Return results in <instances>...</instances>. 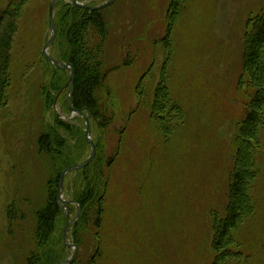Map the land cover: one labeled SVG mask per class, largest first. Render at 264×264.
Here are the masks:
<instances>
[{
    "label": "rangeland",
    "instance_id": "rangeland-1",
    "mask_svg": "<svg viewBox=\"0 0 264 264\" xmlns=\"http://www.w3.org/2000/svg\"><path fill=\"white\" fill-rule=\"evenodd\" d=\"M51 1L25 0L24 15L16 20L11 85L0 109V264H28L37 250L36 213L46 205L58 169L56 155L39 149L45 130L70 125L75 131L66 138L80 161L91 156L85 120L66 101L71 72L59 71L42 54L52 37ZM171 2L117 0L101 10L108 37L104 79L95 95L100 121H90V137L107 176L103 220L99 228L91 210L78 223L83 210L67 206L57 232L60 262L74 253L71 264L216 262V220L227 214L236 138L254 94L244 70L245 39L264 0H182L168 31ZM11 3L23 2L0 0V11ZM90 39L97 44L94 35ZM52 46L50 56H59L60 47ZM163 80L184 111V122L171 123L168 139L151 118ZM252 145L253 215L233 234L231 257L221 264H264V112ZM77 173L65 180L67 202L77 203L83 188ZM77 218L65 240V228Z\"/></svg>",
    "mask_w": 264,
    "mask_h": 264
},
{
    "label": "trees",
    "instance_id": "trees-1",
    "mask_svg": "<svg viewBox=\"0 0 264 264\" xmlns=\"http://www.w3.org/2000/svg\"><path fill=\"white\" fill-rule=\"evenodd\" d=\"M78 1L83 3L87 0ZM180 1L182 0L171 2L170 15H168L171 24L168 31L176 22L178 11L182 6ZM22 2L18 6L11 3L7 9L0 11V109L5 106L11 85L14 40L18 32L16 20L24 15L25 0ZM54 23L57 29L55 41L57 38L58 40L52 47L54 51L59 46L60 54L57 57L51 56L63 64L72 65L75 71L73 98L69 100L68 107L71 104L75 110L89 113L92 119L100 121L95 95L104 79L102 57L108 37L102 12H92L62 1L57 7ZM93 35L98 40L96 45L90 42ZM244 70L251 80L254 94L236 138L238 152L230 180L227 214L225 219L216 220L213 245L217 251V259L214 264H221L231 257V252L227 249L234 244L233 234L243 224L244 219L253 215L249 192L257 173L253 163L252 143L256 141L264 112V10L253 20L251 31L246 35ZM161 73L167 74L164 70ZM164 81H161L156 88L151 118L156 120L159 130L163 132L165 139H168L173 133L171 123L177 122L178 126L184 122V111L174 102L170 92L164 87ZM73 131L75 130L70 128V125L59 122L56 127L47 128L39 138L40 151L47 155H56L58 169L56 181H51L48 185L46 205L36 213L37 250L28 259V264H56L60 260L57 249V232L63 213L58 203L60 176L67 168L85 161H80L81 155H76L75 147L70 146L67 141L66 136L74 133ZM83 134L84 142L88 144L86 133ZM76 175L78 179H83V188L76 200L83 210L78 223L85 221L88 218L87 214L93 210L97 217V226L100 228L108 189L107 176L101 159H95ZM90 264H94V261Z\"/></svg>",
    "mask_w": 264,
    "mask_h": 264
},
{
    "label": "water",
    "instance_id": "water-1",
    "mask_svg": "<svg viewBox=\"0 0 264 264\" xmlns=\"http://www.w3.org/2000/svg\"><path fill=\"white\" fill-rule=\"evenodd\" d=\"M61 0H52L51 3H50V6H49V23H50V29L53 31V35L50 39V41L44 46L43 50H42V54L43 56L49 61L51 62L56 68L58 69H61V70H67L69 68V66H61L58 62L54 61L53 59H51L50 55H49V49L50 47L52 46V44L54 43L55 41V35H56V29H55V26H54V11L57 7V5L59 4ZM66 1H70V0H66ZM117 0H109L107 3L101 5V6H98L96 8H89V6H86L84 4H80L77 0H72V4L74 6H77L79 8H82V9H86V10H91V11H96V10H103V9H106L110 6H112L114 3H116ZM74 81V72L72 73V77H71V80L70 82L68 83V87L71 85V83ZM85 120H86V123H87V131H86V139H87V142L88 144L91 146L92 148V154H91V157L84 163L82 164H79V165H74V166H71L69 168H67L60 176V182H59V192H58V203L61 204L63 203V199H62V190H63V184H64V181H65V178L67 175L73 173V172H79L81 170H83L84 168H86L95 158V155H96V148H95V144L93 143L90 135H91V129L89 127V120L87 117H85ZM80 213V212H79ZM78 218H79V214H78ZM78 218L69 223L67 225V227L65 228L64 230V239L66 240V235H67V229L71 226V225H74L76 224ZM66 246L67 247H72V245L66 243ZM75 249L77 250V247H75ZM75 254L72 256V258H70L69 260H66L64 262H61L59 264H71L73 262V259L75 257Z\"/></svg>",
    "mask_w": 264,
    "mask_h": 264
},
{
    "label": "bare ground",
    "instance_id": "bare-ground-1",
    "mask_svg": "<svg viewBox=\"0 0 264 264\" xmlns=\"http://www.w3.org/2000/svg\"><path fill=\"white\" fill-rule=\"evenodd\" d=\"M78 1V0H77ZM79 2V1H78ZM80 4H84V3H82V2H79ZM73 5V4H72ZM84 5H86V4H84ZM74 6V5H73ZM87 6V5H86ZM89 8H96V7H90L89 6ZM91 11V10H90ZM96 11H101V10H96ZM93 12V11H92ZM54 26H55V23H54ZM55 29H56V27H55ZM49 30L51 31V33H52V35H53V31L50 29V23H49ZM56 35H57V29H56ZM56 35H55V38H56ZM50 41V40H49ZM55 42V41H54ZM54 44V43H53ZM52 44V45H53ZM51 48V47H50ZM50 50V49H49ZM50 55V54H49ZM51 57V56H50ZM51 59H53L54 61H56V62H58L61 66H69V68L67 69V70H62V71H68V70H70V72H71V76H70V80H71V77H72V73L74 72V81H75V71H74V68H73V66L72 65H69V64H63V63H61V62H59L58 60H56V59H54L53 57H51ZM48 61V60H47ZM51 63V62H50ZM52 64V63H51ZM53 65V64H52ZM54 66V65H53ZM55 67V66H54ZM58 69V68H57ZM59 70H61V69H59ZM70 80H69V82H70ZM74 81L71 83V85L68 87L67 85H68V83H67V85H66V87H68V88H71L72 86H73V84H74ZM72 111L75 113L74 115H80L84 120H85V117H87L88 118V120H89V127H90V121L92 120V118H91V116H90V114L89 113H83V111H77V110H75L74 108H72ZM71 111V112H72ZM94 121H96L95 119H94ZM85 123H86V120H85ZM91 129V128H90ZM86 131H87V123H86ZM87 140V139H86ZM94 143V142H93ZM91 147V146H90ZM96 148V147H95ZM91 154H92V148H91ZM96 154H97V149H96ZM91 157V156H90ZM95 157H96V155H95ZM95 159V158H94ZM88 160V159H87ZM86 160V161H87ZM85 161V162H86ZM94 161V160H93ZM92 161V162H93ZM91 162V163H92ZM84 163V162H83ZM90 163V164H91ZM82 164V163H81ZM89 164V165H90ZM79 165V164H78ZM88 165V166H89ZM68 176V175H67ZM67 176H66V178H67ZM66 178H65V180H66ZM64 183H65V181H64ZM59 192V191H58ZM63 192H64V184H63V190H62V199H63ZM63 203H61V204H65V205H71V204H74L75 206H77L78 207V210H79V212L81 211V207H80V205H78L77 203H75V202H67V201H65L64 199H63ZM70 245H72V244H70ZM72 247H77V246H73L72 245ZM69 260V259H68ZM59 264V263H58Z\"/></svg>",
    "mask_w": 264,
    "mask_h": 264
},
{
    "label": "flooded vegetation",
    "instance_id": "flooded-vegetation-1",
    "mask_svg": "<svg viewBox=\"0 0 264 264\" xmlns=\"http://www.w3.org/2000/svg\"><path fill=\"white\" fill-rule=\"evenodd\" d=\"M67 89H68V98L66 99V101L68 100H70V99H72L73 98V92H74V88H73V86L71 87V88H68V87H66ZM70 106V109L72 110V108H73V106L70 104L69 105ZM75 116H79V117H81L80 115H75ZM94 120V119H93ZM60 206H61V208L63 209V211L64 212H66V215H68V212H67V206H69V205H65V204H59ZM72 205V204H71ZM74 205V204H73ZM62 262V261H61ZM60 261L59 262H57L56 264H58V263H61Z\"/></svg>",
    "mask_w": 264,
    "mask_h": 264
}]
</instances>
